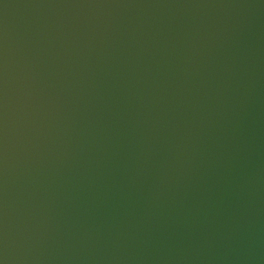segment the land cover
<instances>
[{"label":"water","instance_id":"1","mask_svg":"<svg viewBox=\"0 0 264 264\" xmlns=\"http://www.w3.org/2000/svg\"><path fill=\"white\" fill-rule=\"evenodd\" d=\"M0 264H264V0H0Z\"/></svg>","mask_w":264,"mask_h":264}]
</instances>
